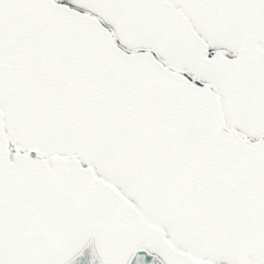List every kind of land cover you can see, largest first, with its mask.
<instances>
[{"label":"snow or ice","instance_id":"1","mask_svg":"<svg viewBox=\"0 0 264 264\" xmlns=\"http://www.w3.org/2000/svg\"><path fill=\"white\" fill-rule=\"evenodd\" d=\"M0 264H264V0H0Z\"/></svg>","mask_w":264,"mask_h":264}]
</instances>
